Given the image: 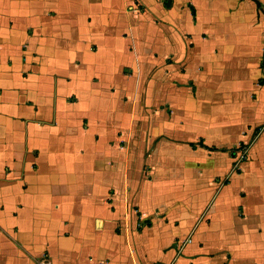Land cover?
Segmentation results:
<instances>
[{"label": "crops", "instance_id": "1", "mask_svg": "<svg viewBox=\"0 0 264 264\" xmlns=\"http://www.w3.org/2000/svg\"><path fill=\"white\" fill-rule=\"evenodd\" d=\"M261 26L264 0H0V264H264L260 205L241 217L232 188L209 206L195 153L228 163L187 144L182 106ZM241 82L254 125L264 85Z\"/></svg>", "mask_w": 264, "mask_h": 264}, {"label": "rangeland", "instance_id": "2", "mask_svg": "<svg viewBox=\"0 0 264 264\" xmlns=\"http://www.w3.org/2000/svg\"><path fill=\"white\" fill-rule=\"evenodd\" d=\"M248 14L251 15V12ZM261 27L259 32L246 36L240 34L238 37L241 41H249L250 49L242 46L240 51L225 52V59L221 64L211 65L206 62L202 67L206 71L202 77L217 81V88L213 91L216 93L207 90L206 86L205 90H202L201 81L197 80L199 84L189 85L188 90H191L193 96L197 90L203 91L202 99L198 101L190 99L186 101L187 104L182 106L187 109L186 113H188L186 116L188 118L187 140L185 139L187 144L190 142L199 144V141L204 139L209 145H218L228 163V169L223 173L216 174L213 173L214 171L205 173L206 166L201 161V157L207 155L211 160V157L215 155L210 151L200 154L201 152L198 150L196 151L198 153H195L198 156L202 155L198 158L201 162H194L192 170L205 176L207 186L204 190L212 193L208 201L209 206L214 205L219 193L224 191L223 193L226 194L227 190L231 191L234 188L239 193V197L233 205L239 204L237 207L239 215L241 217L248 215L245 211V209L248 211L247 205L253 213L256 206L260 205L257 211L262 214L260 217L263 219L264 193L259 190L264 188V115L259 118V123L249 125L247 117L242 114L241 110L243 92L239 90L241 93L239 111H237L235 100L231 99V94L237 92L236 87L241 85L244 77L253 79L255 91L259 86L264 85V61L260 62L261 56L258 57L261 39H264V33H260L264 26ZM243 28L246 30L248 26ZM211 94H214L215 97H213L214 95L209 97ZM253 96L256 97V92L253 93ZM137 137L138 139L151 138L149 133H143ZM145 168L143 177L151 178L152 167L147 165ZM254 229L255 224H251L250 230Z\"/></svg>", "mask_w": 264, "mask_h": 264}, {"label": "built area", "instance_id": "3", "mask_svg": "<svg viewBox=\"0 0 264 264\" xmlns=\"http://www.w3.org/2000/svg\"><path fill=\"white\" fill-rule=\"evenodd\" d=\"M191 239H187L185 241H180L177 243L176 247L178 249V252L181 253V251L183 250V248L185 247V245H187L188 242H190ZM41 264H51L48 259L46 258H43L42 261H41Z\"/></svg>", "mask_w": 264, "mask_h": 264}, {"label": "water", "instance_id": "4", "mask_svg": "<svg viewBox=\"0 0 264 264\" xmlns=\"http://www.w3.org/2000/svg\"><path fill=\"white\" fill-rule=\"evenodd\" d=\"M170 4H171L170 1H168V6H169Z\"/></svg>", "mask_w": 264, "mask_h": 264}, {"label": "trees", "instance_id": "5", "mask_svg": "<svg viewBox=\"0 0 264 264\" xmlns=\"http://www.w3.org/2000/svg\"><path fill=\"white\" fill-rule=\"evenodd\" d=\"M193 11V10H192ZM193 13H194V11H193Z\"/></svg>", "mask_w": 264, "mask_h": 264}]
</instances>
